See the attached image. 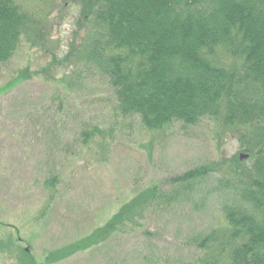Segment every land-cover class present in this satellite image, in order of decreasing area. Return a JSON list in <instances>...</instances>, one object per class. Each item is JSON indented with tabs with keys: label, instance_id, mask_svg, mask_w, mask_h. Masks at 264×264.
I'll return each mask as SVG.
<instances>
[{
	"label": "rangeland",
	"instance_id": "1",
	"mask_svg": "<svg viewBox=\"0 0 264 264\" xmlns=\"http://www.w3.org/2000/svg\"><path fill=\"white\" fill-rule=\"evenodd\" d=\"M100 1L16 0L28 21L0 64V264H195L201 241L221 240L226 206L252 210L232 189L246 188L257 162L244 149L252 130L240 140L203 119L154 139L118 111L93 53L106 33ZM200 166L209 172L196 190L148 209L139 229L78 247L141 192L156 185L172 196L173 180ZM66 247L70 255L49 257Z\"/></svg>",
	"mask_w": 264,
	"mask_h": 264
},
{
	"label": "trees",
	"instance_id": "2",
	"mask_svg": "<svg viewBox=\"0 0 264 264\" xmlns=\"http://www.w3.org/2000/svg\"><path fill=\"white\" fill-rule=\"evenodd\" d=\"M98 5L106 33L95 44L94 58L105 67L123 116L139 117L154 139L178 123L194 126L203 119L235 130L240 140L252 130L244 149L253 151L257 162L247 173L246 188H232L242 198L248 195L252 210L226 206L221 240L213 248H207L213 235L201 241L199 247L208 250L195 264H264V0H101ZM27 21L16 0H0V64L14 56ZM238 61L243 68L234 67ZM91 133H84V144ZM240 162L235 158L229 165ZM208 172L200 166L175 178L172 196L151 186L78 247L139 229L148 209L170 206L180 191L190 195ZM71 252L66 247L49 257L58 260Z\"/></svg>",
	"mask_w": 264,
	"mask_h": 264
}]
</instances>
